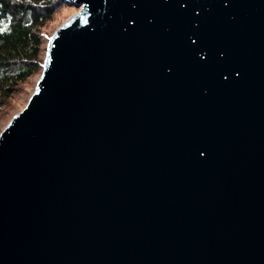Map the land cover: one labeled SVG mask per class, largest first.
Listing matches in <instances>:
<instances>
[{
	"label": "water",
	"instance_id": "obj_1",
	"mask_svg": "<svg viewBox=\"0 0 264 264\" xmlns=\"http://www.w3.org/2000/svg\"><path fill=\"white\" fill-rule=\"evenodd\" d=\"M0 131V264H264V0H65Z\"/></svg>",
	"mask_w": 264,
	"mask_h": 264
},
{
	"label": "trees",
	"instance_id": "obj_2",
	"mask_svg": "<svg viewBox=\"0 0 264 264\" xmlns=\"http://www.w3.org/2000/svg\"><path fill=\"white\" fill-rule=\"evenodd\" d=\"M65 0H0V114L20 85L41 71L43 30ZM70 6V5H69Z\"/></svg>",
	"mask_w": 264,
	"mask_h": 264
},
{
	"label": "rangeland",
	"instance_id": "obj_3",
	"mask_svg": "<svg viewBox=\"0 0 264 264\" xmlns=\"http://www.w3.org/2000/svg\"><path fill=\"white\" fill-rule=\"evenodd\" d=\"M77 12V8L74 6H62L57 10V12L53 15L51 21L47 24V28L43 30L45 36V43L47 39L52 34V32L65 20H67L70 16ZM44 51L41 53V57L43 58ZM39 74H36L33 77H29L25 82L20 85L19 92L15 94L8 102V105L3 108L0 114V131L7 125L9 120L15 115L18 111H20L24 105L30 94L33 92L36 81L39 77Z\"/></svg>",
	"mask_w": 264,
	"mask_h": 264
},
{
	"label": "snow or ice",
	"instance_id": "obj_4",
	"mask_svg": "<svg viewBox=\"0 0 264 264\" xmlns=\"http://www.w3.org/2000/svg\"><path fill=\"white\" fill-rule=\"evenodd\" d=\"M7 28V25L0 26V32H4Z\"/></svg>",
	"mask_w": 264,
	"mask_h": 264
}]
</instances>
